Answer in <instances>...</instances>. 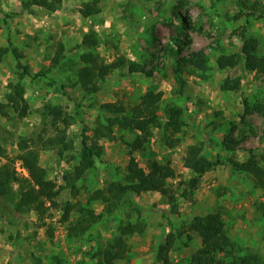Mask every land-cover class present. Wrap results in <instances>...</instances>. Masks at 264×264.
<instances>
[{
  "label": "rangeland",
  "instance_id": "374dc122",
  "mask_svg": "<svg viewBox=\"0 0 264 264\" xmlns=\"http://www.w3.org/2000/svg\"><path fill=\"white\" fill-rule=\"evenodd\" d=\"M89 1L62 0L50 12L40 7L25 10L20 0H0V47L8 49L0 62V105L5 112L0 114V146L4 151L0 167L9 166L17 178L4 199L6 206L14 207L28 181V175L15 170L16 162L22 166L18 159L20 139L32 133L47 138L64 130L66 142L71 144L59 157L36 142L38 163L58 191V207H49L43 216L31 211L0 219V264H101L96 252L126 222L140 224L143 231L126 239L129 249L124 259L114 264H162L157 260L158 247L170 234L176 237L170 260L185 264L202 246L201 237L185 229L194 217L214 212L220 213L237 247L259 251L264 257V218L259 211L264 205V186L233 171L230 164L231 160L246 161L252 151L264 167V117L253 110L254 104L264 99V77L256 73L257 59L264 56V0H100V13L83 18L79 10ZM244 38L257 41L255 56H243L237 66L220 70L217 58L238 53ZM92 39L96 40L94 47L85 43ZM10 43L27 68L20 81L27 103L24 116L14 110L8 88L22 73ZM175 43L182 47V55L205 53L206 71L183 68L178 77L175 58L165 51L167 46L174 49ZM59 44L64 57L54 67L52 59ZM93 57L105 63L122 57L151 76H121L125 69L120 68L97 82L98 91L87 93L75 85L76 71L88 66ZM227 78L239 80L237 92L221 89ZM148 91L162 93L157 110L162 126L169 107L183 108L184 126L174 148L161 141V130H154L144 149L135 151L129 146L135 135L117 127L112 139L96 138L97 122L106 125L107 117L99 112L102 104L133 106ZM243 98L249 101L247 114ZM48 108L57 120L53 122L49 116L42 124ZM64 118L69 122L66 128ZM82 134L96 139L102 152L93 168L74 182V192L67 182L81 161ZM226 136L238 142L236 148L224 140ZM191 145L212 162L220 161L200 176L194 189L189 188L194 175L183 166ZM153 161L168 162L175 169L176 178L169 181L176 197L174 212L158 193L133 196L143 209L139 212L123 207L107 214L102 202L91 201L93 193L109 182L137 180L149 172ZM67 202L76 209L63 221L62 207ZM79 207L102 217L75 240L68 237L70 227L88 219L77 211ZM245 254L237 251L234 257Z\"/></svg>",
  "mask_w": 264,
  "mask_h": 264
},
{
  "label": "trees",
  "instance_id": "16d2710c",
  "mask_svg": "<svg viewBox=\"0 0 264 264\" xmlns=\"http://www.w3.org/2000/svg\"><path fill=\"white\" fill-rule=\"evenodd\" d=\"M21 5L25 10L31 7H40L47 11L53 12L62 3V0H20ZM100 0H90L82 4L79 14L83 18L91 17L100 13ZM87 45L94 47L96 40L85 42ZM257 41L255 39L244 38L238 53L221 54L216 64L220 70L229 67L237 66L243 56H255L257 51ZM13 45L10 43V47ZM181 46L175 43V48L165 47V51L170 53L175 58L176 69L174 73L180 77L183 68H191L195 71L204 72L207 69V56L202 51H192L187 54H181ZM8 52L7 48L0 47V62L2 57ZM64 49L61 44L58 45L53 59L52 65L55 67L64 57ZM11 53L16 61L17 69L22 70L17 83H10V97L13 99L12 106L20 116H24L27 110V103L24 99V88L20 81L27 74V68L20 62L19 51L12 47ZM120 68L125 69L121 72V76L131 75L134 73L145 74L151 76L150 73L128 60L119 57L117 61L112 63L100 62L98 57H93L91 63L81 69H78L77 80L75 85L87 93H95L99 89L97 82L103 81L108 75ZM256 73L264 77V56L257 59ZM240 82L238 79L227 78L221 85L223 91L237 92ZM182 89L179 90L182 93ZM162 98L161 92H146L133 106H123V104L106 103L99 107V112L107 117L106 125L97 122L95 127L96 138L112 139L113 128L128 131L135 135L134 141L129 145L132 151L143 150L146 143L153 135L154 130H161V141L168 148H174L179 143V134L182 132L184 122L182 119L183 108L169 107L167 111L166 122L161 125L157 116L158 103ZM244 114L249 112V101L246 98L242 99ZM4 106L0 105V114L5 115ZM253 110L264 117V99L255 103ZM51 116L52 121L56 122L54 111L46 109L43 113L42 124L46 118ZM64 128L68 126V120L63 119ZM161 128V129H160ZM160 131V132H161ZM37 140V141H35ZM224 140L236 148L238 142H235L229 136L224 137ZM41 144V148L51 150L55 155L62 157L63 151L71 144L66 142L65 131L60 130L55 135L47 138H41L37 133H32L25 139H20L18 148L20 154L19 161L27 171L28 181L23 190L20 192L18 201L13 208H8L4 202L5 197L9 194L11 184L17 180L15 172L7 165L0 167V219L7 220L10 215L20 216L23 213L35 212L43 216L46 214L49 207H58L56 196L58 191L55 190V183L47 178L46 170L38 163L37 143ZM102 152L101 146L98 145L96 139H90L82 134L81 149L79 157L81 161L75 166L71 175V180L67 182L70 190L76 192L74 182L82 178V176L95 164V159ZM4 151L0 146V155ZM220 164L219 160L212 162L205 156L201 155L200 149L197 146L191 145L187 147L183 158V166L193 173L194 177L189 182V188L194 189L199 181L200 176L210 171ZM233 171L244 173L252 177L257 185L264 186V167L259 164L258 159L252 151H249V158L246 161L239 162L236 160L230 161ZM176 178L175 169L170 163L153 161L149 172L140 176L137 180L128 178V184L120 182H109L103 189H98L93 193L91 201H100L105 205L107 214H112L123 207H130L135 211L143 210L138 207L133 196H139L143 193H158L166 200L172 208V212L176 210L175 191L169 184L170 180ZM186 191H184V196ZM76 209V205L67 202L62 207V220L67 221L70 213ZM82 215H86L88 219L78 220L70 227L68 237L79 240L81 235L89 228L91 223L101 218V215L95 216L92 211H85L82 208L77 210ZM259 211L264 218V205L259 207ZM143 227L140 224H132L126 222L119 225L117 235L112 237L104 247L98 249L95 256L101 264H114L118 260L125 257L129 247L126 239L135 233H141ZM197 234L202 239V246L192 254L189 261L185 264H264V257L259 251L252 250L247 247H237V245L228 236L222 217L219 212L209 213L205 216H196L190 222V225L185 229V232ZM190 239V236H187ZM264 238V237H263ZM176 237L170 234L166 237L163 244L158 247L157 260L162 264H172L169 253L173 248ZM237 251L246 252L245 256L235 258L234 254ZM225 259H230L225 261Z\"/></svg>",
  "mask_w": 264,
  "mask_h": 264
},
{
  "label": "built area",
  "instance_id": "2783aa9c",
  "mask_svg": "<svg viewBox=\"0 0 264 264\" xmlns=\"http://www.w3.org/2000/svg\"><path fill=\"white\" fill-rule=\"evenodd\" d=\"M15 170L19 173L22 174L24 176H27V171L21 166V164L19 162L15 163Z\"/></svg>",
  "mask_w": 264,
  "mask_h": 264
}]
</instances>
